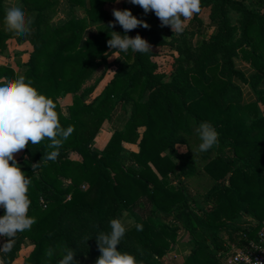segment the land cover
I'll return each mask as SVG.
<instances>
[{"label": "trees", "instance_id": "obj_1", "mask_svg": "<svg viewBox=\"0 0 264 264\" xmlns=\"http://www.w3.org/2000/svg\"><path fill=\"white\" fill-rule=\"evenodd\" d=\"M60 1L20 0L33 18L30 33L21 36L34 47L25 77L53 99L61 125L74 131L55 161L42 159L49 151L47 140L29 142L26 149L36 157L17 161L31 179L28 215L36 222L16 234L0 259L12 264L26 239L35 246L24 264H57L65 247L75 249L76 260L97 259L95 236L128 211L139 215L135 223L142 230L131 226L118 249L133 254L139 264H161L182 229L189 239L179 242L187 253L181 264H223L229 246L240 245L245 236L254 238L264 221V0H252L255 10L240 0H201V11L210 9V24L184 30V42L198 38L189 49L180 47L170 74L160 70L153 49L144 54L116 50L118 75L91 103L86 100L94 89H82L109 66L108 33L125 34L121 26L109 28L114 18L106 6L115 0ZM5 4L0 0V47L18 36L3 23ZM60 5L68 8L67 19L54 29L51 21ZM232 11L240 14L239 26L232 25ZM140 14L146 13L137 5L135 16ZM137 33L152 47L167 43L151 26L127 35ZM243 63L253 72L241 68ZM3 76L15 78L16 72L0 66ZM245 84L255 100L244 99ZM67 94L74 100L64 112L59 99ZM107 120L124 123L98 150L94 140ZM202 121L211 122L219 137L212 148L216 156H206L204 167L215 185L198 200L185 180L198 174L194 158L190 152L180 154L176 145L187 144L192 123ZM125 143H138L140 151L127 150ZM70 149L80 161L63 158ZM158 213L169 223L161 222ZM85 237L92 239L86 244ZM49 247L55 249L51 259L45 255Z\"/></svg>", "mask_w": 264, "mask_h": 264}, {"label": "clouds", "instance_id": "obj_2", "mask_svg": "<svg viewBox=\"0 0 264 264\" xmlns=\"http://www.w3.org/2000/svg\"><path fill=\"white\" fill-rule=\"evenodd\" d=\"M117 3L120 0H116ZM140 6L147 14L154 12L161 26H170L172 32L182 33L185 21L201 11V0H129ZM114 21L109 28L119 24L125 34L111 30L107 45L119 52L149 53L152 45L139 33L134 37L127 35L137 27L149 28L145 21L134 16L129 9H112ZM4 25L18 36L30 33L33 18L25 11L20 0H6L3 16ZM53 99L40 93L31 80L23 75L15 78L0 77V236L7 238L0 251L9 252L18 232L30 230L36 222L28 215L31 200L28 196L31 179L21 170L15 154L32 145L47 140L49 151L43 152V158L55 161L59 150L74 129L64 128L56 111ZM200 140L198 151L207 152L218 143L219 134L209 121H202L195 129ZM11 162V163H10ZM38 164V163H37ZM36 165V164H34ZM131 226L139 231L142 225L121 217L109 221V231H99L95 236L100 255L95 264H139L136 257L118 249L126 232ZM92 239L85 237L84 242ZM55 249L49 247L45 255L51 259ZM74 248L65 247L57 264H78ZM259 264V261H257Z\"/></svg>", "mask_w": 264, "mask_h": 264}, {"label": "rangeland", "instance_id": "obj_3", "mask_svg": "<svg viewBox=\"0 0 264 264\" xmlns=\"http://www.w3.org/2000/svg\"><path fill=\"white\" fill-rule=\"evenodd\" d=\"M243 1L248 7L252 8L255 10L256 6L254 5L252 0H240ZM62 3V2H61ZM113 8H118V9H129L131 10L132 14L135 16L137 13V5H134L129 2V0H120L119 3L116 2V0L108 4L106 6V9L108 10L111 18H114L112 15V9ZM63 9L62 13L64 15V19H67V14H68V8L65 10V7L60 5V10ZM210 9L209 8H204L201 13L198 15L194 14L190 19L185 21L184 24V30L188 27H190L192 24L197 25L199 27L202 26H207L210 24ZM229 17L231 19L232 25L233 26H239V19H240V14L236 11H232L229 14ZM138 19H141L145 21L148 25H150L152 28L156 30V33L164 38V40L167 42L166 45L164 46H153L152 49L156 53L155 60L158 62V65L160 67V70L162 72H165L166 74H170L172 71L171 65L174 63V60L176 57L179 56V49L185 48L186 50L190 48L194 42H196L198 37H194L191 42H184V31L182 33H173L171 30L170 26H161L160 20L156 17L155 13L151 15L147 14H140L138 16ZM117 27H120L119 24H116ZM142 28V26H141ZM211 32V31H209ZM209 36L205 37L206 39ZM181 44V45H180ZM117 53L116 50L111 51L110 53V60L115 64L113 68L110 69V64L109 66L106 67H101V69L94 75L93 79L90 80L88 83H86V86H95L99 85L103 89L104 86H106V83L109 84L112 82L114 78L117 77V73L119 72V62L117 58ZM115 56V57H114ZM116 60V61H115ZM246 65L250 66V64L246 63ZM110 69V70H109ZM127 68L124 70L126 71ZM104 82L103 85L101 83ZM98 86V87H99ZM100 88V89H101ZM101 89V90H102ZM148 95V94H147ZM256 96V95H255ZM147 98V96H146ZM123 123H111V128L108 127V129H105L104 132L105 134H108L106 132H111L115 131V126L116 127H122ZM192 133L191 135L187 136V144H178V151L180 154L183 152H190L194 158V162L196 164V167L198 169V174L195 176H189L186 177L185 180L187 181L188 188L193 192L195 199H200L203 197L213 186L215 185V181L210 177V175L206 172L205 170V164L207 162V157L214 158L216 156V153L212 151V148L208 150L207 152H200L198 151V145L200 143V140L196 134V127L197 125L195 123H192ZM184 136V134L182 133ZM108 136V135H107ZM94 145V144H93ZM184 154V153H183ZM210 154V156H209ZM66 155V154H65ZM123 216L125 219L131 220L136 222L140 217L137 214L130 213L128 211H124ZM158 218L161 222L164 223H169V218H167L163 213H158ZM246 220H249L252 222V219L250 217H247ZM254 222V221H253ZM244 227V226H243ZM222 238L224 241L229 242L230 237L226 232L221 233ZM189 237L187 236V233L182 229L179 232V241L173 242L170 252L161 260V264H181L184 261V256L187 254L186 251H180L179 249V242H187ZM2 242H5V240L2 238ZM229 244V243H228ZM230 245V244H229ZM28 247H26L25 250H27ZM96 258H94L91 255H84L81 258H78L76 261H78V264H95Z\"/></svg>", "mask_w": 264, "mask_h": 264}, {"label": "crops", "instance_id": "obj_4", "mask_svg": "<svg viewBox=\"0 0 264 264\" xmlns=\"http://www.w3.org/2000/svg\"><path fill=\"white\" fill-rule=\"evenodd\" d=\"M60 2L63 3L64 0H61ZM62 11H63V9L60 10V8H59L58 12L52 18L51 25L54 29L57 28L60 24H62L65 21ZM79 15L83 17V16H85V13L80 12ZM33 51H34L33 45L28 40L24 39L23 37L17 36V37L11 38L4 44V46L0 47V66L10 67L11 69H13L16 72V76H18V75L25 76L27 64L29 63V61L31 59V55H32ZM117 55L118 56H117L116 60L120 58V55L118 53H117ZM110 59L111 58H110V54H109L108 63L111 65L110 66V69H111V68H113V66L115 64ZM240 67L243 68L244 70H246V72H248V73L253 72V69L249 65L247 66L246 63H243V65H241ZM92 79H93V77L90 80H92ZM90 80H88L86 83H88ZM104 82L105 81H103L101 83V85H103ZM109 84L106 83V86H108ZM98 86L99 85H95L92 87L86 86V85L83 86L82 91H85V90L90 89V88L94 89L93 92L89 95L88 99L86 100L87 103H91L106 88V86H104L103 89L101 88V86H99V87ZM243 95H244V99L246 101H251V100L256 99L255 92L249 84L243 85ZM73 100H74V98H73L72 94H67V95H63L62 97H60L59 103L62 106L64 112H66L67 108L73 104ZM109 126H111V122L109 120L105 121V123L103 124L100 132L98 133V135L96 137V139L94 140V145H93L94 148H96L98 150H103L107 146L111 136L114 133V131H111V132L108 131V132H106L108 134H105L104 130L108 129ZM109 128H111V127H109ZM140 132H143V129H141ZM124 146L127 150H129L131 152L138 153L140 151L138 143L137 144L125 143ZM176 149L178 151V145H176ZM183 153L185 154L187 152L185 151ZM65 156L66 157H63V158H69L70 160H77V161L81 160L80 154L76 151L71 150V149L67 151V154ZM32 157H36V156L28 153V150L26 148L21 150L19 153L15 154L16 161H21V160H24L26 158H32ZM69 183H70V181H67V180L65 181V185H68ZM83 188L86 189V186H83ZM126 220H128V219H126ZM252 221H254V220L252 219ZM2 238L6 242V239L4 237H2ZM2 238H1V243L3 245L5 242H2L3 241ZM34 246H35V244L33 241L26 239L21 246L19 256L15 259V261L12 264H24L26 258H28L29 255L31 254V252L33 251ZM26 247H28L27 250H25ZM0 264H5L4 259H2V258L0 259Z\"/></svg>", "mask_w": 264, "mask_h": 264}, {"label": "built area", "instance_id": "obj_5", "mask_svg": "<svg viewBox=\"0 0 264 264\" xmlns=\"http://www.w3.org/2000/svg\"><path fill=\"white\" fill-rule=\"evenodd\" d=\"M43 202V201H42ZM245 241V243H244ZM239 244H231L223 257V264H264V221L254 238L244 237Z\"/></svg>", "mask_w": 264, "mask_h": 264}]
</instances>
